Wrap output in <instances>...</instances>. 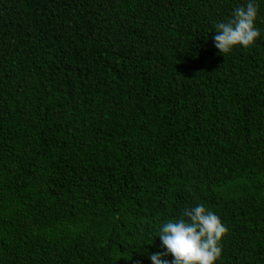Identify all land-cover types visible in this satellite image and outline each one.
<instances>
[{
    "label": "trees",
    "instance_id": "obj_1",
    "mask_svg": "<svg viewBox=\"0 0 264 264\" xmlns=\"http://www.w3.org/2000/svg\"><path fill=\"white\" fill-rule=\"evenodd\" d=\"M245 3L0 0V264H152L197 204L264 264V0L212 39Z\"/></svg>",
    "mask_w": 264,
    "mask_h": 264
},
{
    "label": "clouds",
    "instance_id": "obj_2",
    "mask_svg": "<svg viewBox=\"0 0 264 264\" xmlns=\"http://www.w3.org/2000/svg\"><path fill=\"white\" fill-rule=\"evenodd\" d=\"M259 11L258 0H246L229 18L214 24L212 39L221 54L237 46L248 48L261 37V29L256 27ZM226 232L220 217L204 205L185 208L180 218L160 225L156 237L164 250L151 253L149 258L152 264H217ZM168 255L171 261L166 259Z\"/></svg>",
    "mask_w": 264,
    "mask_h": 264
}]
</instances>
